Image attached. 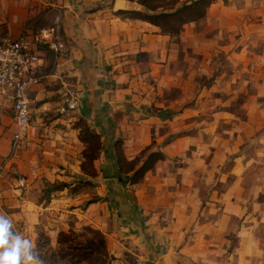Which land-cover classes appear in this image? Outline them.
Masks as SVG:
<instances>
[{
  "label": "crops",
  "instance_id": "crops-1",
  "mask_svg": "<svg viewBox=\"0 0 264 264\" xmlns=\"http://www.w3.org/2000/svg\"><path fill=\"white\" fill-rule=\"evenodd\" d=\"M116 2L0 0V35L19 37L53 23L67 46L54 73L46 57L52 51L39 50L45 78L31 92L32 118L36 100L59 77L75 80L66 98L88 93L57 123L42 127L33 125L31 118L14 152L13 102L2 99L0 213L34 245L44 234L54 239L76 215L84 220L87 213H95L89 222L111 220V238L124 244L111 264H264V132L259 141L256 137L264 124L238 122L228 112L213 110L214 117L230 123L227 135L206 140L181 134L206 129L193 119L201 110L181 108V96L168 94L169 98L166 92L183 83L182 98L207 96L211 89H194L201 78L211 75V47L187 40L186 46H193L202 58L180 59L187 50L178 41L182 34L164 35L145 20L120 14ZM129 2L131 8L141 7ZM227 74L218 76L215 88L222 80H238L239 75ZM81 117L101 134L96 176L82 169L84 144L74 125ZM118 139L130 159L149 146L163 151L166 159L158 161L141 182L125 183L115 156ZM84 177L95 186L65 188L54 191L50 200L40 199L44 178L74 182ZM85 203L86 212L81 209Z\"/></svg>",
  "mask_w": 264,
  "mask_h": 264
},
{
  "label": "rangeland",
  "instance_id": "rangeland-1",
  "mask_svg": "<svg viewBox=\"0 0 264 264\" xmlns=\"http://www.w3.org/2000/svg\"><path fill=\"white\" fill-rule=\"evenodd\" d=\"M208 11L207 19L191 22L187 24L188 26L186 25L187 27H184L178 41H180L181 47L184 46L187 50L177 57L180 59L202 58V55L196 52L193 46H186L187 40L195 45H210L213 70L209 78L204 77L199 80V84H196L194 90L202 91L206 87V91L211 89V92L201 98L199 94H196L193 98L185 99L182 98L185 92L184 84L181 83L176 85L174 90H167L166 94L169 98V95L181 96L179 105L181 108L188 106L198 107L201 110L200 115H195L193 119L201 121L206 129L199 132L197 127L193 131H181V134L193 133L203 139L213 140L227 135L225 131L230 125L229 122H226L225 117H214L213 110L228 112L233 115L232 118L238 117V122L248 121L255 125L264 124V0H217L212 9ZM49 25H53V23ZM193 54L197 56H192ZM46 57L49 60V71L54 73L58 68V57L50 51L47 52ZM225 71L228 72L227 76H230L231 73L239 75L238 80L228 78L226 83H223L224 80H222L221 85L215 88V85L218 84V76H221ZM187 76L188 72L184 74V81L187 80ZM199 76L202 77V74ZM74 81L71 77H59L51 85L46 86L44 97L37 99L34 105L33 125L47 127L57 123L63 113H69L67 112L70 111L68 98L64 94L68 93L70 96L69 90H71V84ZM232 89L237 90L235 95L228 93ZM32 97H35L34 93ZM204 101L207 102L206 106ZM63 105L65 108L61 109ZM204 120L212 122V126L204 123ZM10 121L8 120L9 123ZM8 127L10 128L11 124ZM262 132H264V127L259 130L256 136L258 141L262 137L260 136ZM40 138L43 139L41 135ZM194 146L199 149L198 145ZM252 148L258 149V145L253 144ZM83 161L84 157L82 163ZM73 180L71 179L69 182L71 183ZM48 182L44 178L40 184L45 188ZM74 183H78L77 186L86 189L95 186L85 177L71 184ZM39 195L40 199L46 197L43 192H40ZM87 206L89 205L85 203L81 209L86 212ZM95 216H97L95 213L94 215L87 213L83 220L76 215L75 219L69 220L71 221L70 226L60 230L54 239L43 233L44 235H41L35 246L40 251L45 264H111L117 260L118 254L123 252L124 244L111 238L113 233L111 232V220L104 221L98 217L96 222L88 221L89 218L93 219ZM100 224L106 226V229L101 228Z\"/></svg>",
  "mask_w": 264,
  "mask_h": 264
},
{
  "label": "trees",
  "instance_id": "trees-1",
  "mask_svg": "<svg viewBox=\"0 0 264 264\" xmlns=\"http://www.w3.org/2000/svg\"><path fill=\"white\" fill-rule=\"evenodd\" d=\"M140 5L132 10L121 11L132 18L145 20L157 26L164 35H179L184 27L207 16L209 8L217 0H129ZM75 127L79 128V138L85 144L83 151L84 161L82 169L85 174L90 176L97 175L95 160L99 158L102 148L101 134L94 130L85 118H79ZM116 161L120 169L122 181L129 184L141 182L146 174L152 170L158 161L166 159L163 151L152 149L150 146L145 148L139 156L128 158L123 149V140L118 139L115 144ZM83 181V180H82ZM80 185V183L78 184ZM68 181L48 182L43 189L45 198L50 200L51 194L57 190L65 188L76 189ZM91 201H88L90 203Z\"/></svg>",
  "mask_w": 264,
  "mask_h": 264
},
{
  "label": "built area",
  "instance_id": "built-area-1",
  "mask_svg": "<svg viewBox=\"0 0 264 264\" xmlns=\"http://www.w3.org/2000/svg\"><path fill=\"white\" fill-rule=\"evenodd\" d=\"M42 47H48L56 57L66 52L67 46L59 27L44 26L19 37L0 35V108L4 104L2 99L12 100L17 128L13 133V152L19 147L31 122L34 102L31 92L45 78L39 51ZM79 100L78 95L68 98L69 107L77 108Z\"/></svg>",
  "mask_w": 264,
  "mask_h": 264
},
{
  "label": "clouds",
  "instance_id": "clouds-1",
  "mask_svg": "<svg viewBox=\"0 0 264 264\" xmlns=\"http://www.w3.org/2000/svg\"><path fill=\"white\" fill-rule=\"evenodd\" d=\"M0 264H45L40 251L14 230L11 218L0 213Z\"/></svg>",
  "mask_w": 264,
  "mask_h": 264
},
{
  "label": "water",
  "instance_id": "water-1",
  "mask_svg": "<svg viewBox=\"0 0 264 264\" xmlns=\"http://www.w3.org/2000/svg\"><path fill=\"white\" fill-rule=\"evenodd\" d=\"M132 9L133 8L130 7V2L128 0H117L115 4V11H128ZM87 96V92H83L81 95H78L79 99H85Z\"/></svg>",
  "mask_w": 264,
  "mask_h": 264
}]
</instances>
